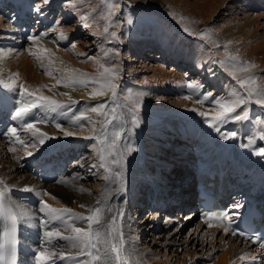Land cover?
<instances>
[{"label": "bare ground", "instance_id": "1", "mask_svg": "<svg viewBox=\"0 0 264 264\" xmlns=\"http://www.w3.org/2000/svg\"><path fill=\"white\" fill-rule=\"evenodd\" d=\"M113 2V15L125 17L123 1ZM250 2L197 3L201 18H213L219 6L236 14L224 30L204 27L214 38L187 37L165 8L153 28L133 31L124 21L121 35L147 39H133L124 67L114 45L119 23L109 36L97 0H0V114L11 118L0 136V188L21 232L43 233L44 264H235L251 253L250 244L217 226L202 228L184 211L192 210L200 167L213 157L225 165L229 152L231 170L264 195V39L257 32L264 13ZM143 7L145 17L152 8ZM141 46L158 47L171 66L153 64L146 83L134 75L145 66L137 61ZM203 83L219 95L202 96ZM173 85L179 90L170 95ZM187 156H196L194 168L174 165L183 173L170 182L172 158ZM46 164L62 168L54 182L41 178Z\"/></svg>", "mask_w": 264, "mask_h": 264}, {"label": "rangeland", "instance_id": "2", "mask_svg": "<svg viewBox=\"0 0 264 264\" xmlns=\"http://www.w3.org/2000/svg\"><path fill=\"white\" fill-rule=\"evenodd\" d=\"M97 1L100 2L103 6L104 13H105V14H103L104 16H103V21H102L103 22V28L105 29L104 31L109 36H112L114 29H115V26L119 23V27L117 30V39L115 41V44L114 43L113 44L116 47L115 52H117V53L120 52L119 55L121 57V64H123L124 67L128 63V59L130 57L129 52L131 51L130 48L133 44L132 43L133 39L135 37H137L139 42L142 40H144V41L147 40L146 38H144L140 35L133 36V33H132V31L130 32V30H129V32L124 33V35H121V31L119 32V29H120V26L123 25L124 21L127 24H131L133 26V31H137L138 29L143 28V27L153 28L154 26H157V25H155L156 24L155 22L157 19V18H155L156 13L158 11L163 12L162 9L165 8L166 11L169 12L168 13L169 15L165 14L166 17L178 19L179 22L181 23V26L186 29V31L185 30H183V31L187 34V37L193 38V37H198V35H200V33L207 32L204 30L205 29L204 27H207L209 30H211L213 32H215V29H219V28L224 30V24L228 21V19H230V17H232L233 15H236L234 12L228 11V9H225L222 6H219L220 8L219 7L217 8L216 16H213V18H211V19L201 18V17L195 15L194 9L196 7V4L199 2H202L203 0H187L186 6H181V7H178L179 6L178 4H171V0H163V1L162 0H122L124 8L122 9L121 14H122V16H125V17L119 18L118 17L119 15H113V13H112L113 6H114L113 0H97ZM249 2H250V0H249ZM147 4L149 5V7L152 8V10L149 11V13H146L148 15H146L144 17L145 11H143L142 9L147 8V7H143V5L146 6ZM247 4H249L250 7L254 6L251 9L255 8V10H254L255 12H257V13L261 12L260 14H262V12L264 13V4H262L261 2L258 4V3H253L251 1L250 3H247ZM171 6L173 8H171ZM0 11L2 12V9H0ZM104 23H105V25H104ZM134 24H136V25H134ZM172 25H173V28L175 30H177L173 23H172ZM78 30H80V26L75 27L74 33L78 34ZM257 32L259 33V36L262 39H264V16H261L259 18V24H258ZM208 34H210V36L212 35L211 32H209ZM150 35H152V33H150V28H148V30L146 31V36L150 37ZM120 36H122L124 38L125 43L120 41V39H119ZM211 37L214 38V36H211ZM253 39L254 40H256V39L260 40L259 38H256V37H254ZM139 42H138V44H143V43H139ZM218 43L221 45L220 42H218ZM141 47H144V48H141L139 55L136 54L137 61H139V63L144 62L145 66L135 67L137 71H136V73H134V75H135L136 82L146 83L143 81V79L146 77H150L151 74L154 73L153 70L151 69L153 64H155L156 62H159V63H162L165 67H171V66H170V64H168L169 58L168 59H167V57L165 58L164 57L165 54L161 55V51L158 47L153 46L152 49L146 48L148 46H141ZM95 51L96 50H94V52ZM174 67H176V65ZM139 69H140V71H139ZM177 69L180 72H183L184 69H186V68L177 66ZM105 71H108V70L105 69ZM123 73L126 74V71H123ZM262 73H264V72L262 71ZM187 75H190L189 78H192V79L197 78V74L192 72V71H189L187 73ZM148 83L152 84V82H148ZM202 85L205 86L204 88H207V90H205L204 92L201 93L202 96L206 97V96L212 95L213 92H215L216 96L219 95L218 94L219 91L217 89H214L209 83H203ZM176 88L179 90V87H176L175 85H173L170 89H167V92L170 93V95H171L172 94L171 92H173V93L176 92ZM210 90H212L213 92H211ZM175 137L178 138L179 140L183 141V142H186V139H184V138H181L177 135H175ZM176 147L179 148L180 150H186V146H184V145L176 146ZM189 156L186 157V159H188V161L180 160V158H177V160L172 158V160H171L172 163H170L169 167L167 169H165L166 174L169 175V176L168 175L167 176H168V179L170 182H173L175 180L174 179L175 175L179 172V169H176L174 171V169L176 168V167H173L174 165L185 166L188 171L190 169L194 168V164L192 163V161L189 158L194 159V158H196V156H191V157H189ZM161 168L162 167L160 166L159 170ZM182 173H183V171L179 172L180 175ZM137 207H138V205H136V204L133 205L134 210H133L132 214H134L136 212ZM187 211H189V209H187ZM190 211H192V210L190 209ZM194 220H195V218H194ZM155 221H156V219H155ZM191 222H189L188 225H191L192 224ZM188 225H187V227H189Z\"/></svg>", "mask_w": 264, "mask_h": 264}]
</instances>
